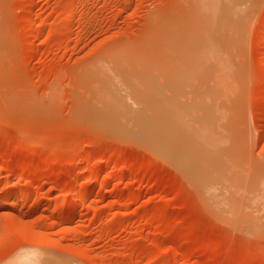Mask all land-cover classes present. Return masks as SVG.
Wrapping results in <instances>:
<instances>
[{
	"label": "rangeland",
	"instance_id": "1",
	"mask_svg": "<svg viewBox=\"0 0 264 264\" xmlns=\"http://www.w3.org/2000/svg\"><path fill=\"white\" fill-rule=\"evenodd\" d=\"M187 4L0 0V264L24 250L71 264H264V232L219 223L173 166L96 131L82 111L94 61L121 49L144 53ZM260 6L246 37L241 100L248 162L264 170Z\"/></svg>",
	"mask_w": 264,
	"mask_h": 264
},
{
	"label": "bare ground",
	"instance_id": "2",
	"mask_svg": "<svg viewBox=\"0 0 264 264\" xmlns=\"http://www.w3.org/2000/svg\"><path fill=\"white\" fill-rule=\"evenodd\" d=\"M262 1L187 0V11L158 28L144 53L121 49L111 61H94L82 100L96 131L168 162L219 223L244 235L264 232V170L248 162L241 100L246 37ZM38 251L24 250L10 264H71Z\"/></svg>",
	"mask_w": 264,
	"mask_h": 264
}]
</instances>
